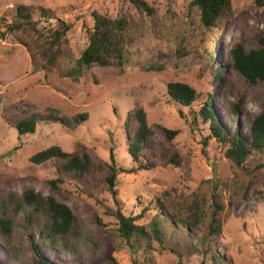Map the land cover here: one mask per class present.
I'll return each mask as SVG.
<instances>
[{
    "label": "rangeland",
    "instance_id": "1",
    "mask_svg": "<svg viewBox=\"0 0 264 264\" xmlns=\"http://www.w3.org/2000/svg\"><path fill=\"white\" fill-rule=\"evenodd\" d=\"M146 1L154 10L152 17L128 0H0V23L11 20L17 4L33 7L45 29L54 20L40 18V7L72 22L68 38L73 58L86 44L82 23L91 27L94 13L113 18L123 14L137 22L129 32L121 67L91 65L76 80L61 75L71 66L65 60L56 68L37 66L29 51L34 45L28 30L5 33L0 39V195L13 192L21 198L26 189L52 195L70 207L79 226V236L72 239L74 251L54 250L39 229L25 224L26 210L16 216L11 212L10 247L0 243V264H35L31 243L55 264H201L200 254L189 255L181 248L179 260L154 240H140L135 251L126 244L113 213L119 210L135 224L146 225L160 207L163 215L172 217L187 218L195 212L202 220L201 232L212 212L216 214L221 223V234L212 245L217 260L203 259L204 264H264V166L259 165L264 156L250 154L236 164L212 136L209 121L197 114L210 95L216 123L228 136L250 141V124L264 104V82L247 84L231 66L227 51L236 42L247 50L260 46L264 6L254 0H231L229 15L219 20L218 29L206 32L190 0ZM0 30H5L4 24ZM219 68L221 74L215 78ZM171 81L197 91L190 107L170 100L166 85ZM237 101L239 111L233 115ZM138 106L145 112L150 137L134 161L127 146L134 124L128 113ZM32 113L38 114L34 132L20 136L14 121ZM79 115L84 120L79 118L73 126L61 121ZM50 146L87 153L92 173L81 179L61 174L62 181L52 187L49 181L60 176L61 160L29 161ZM110 152L117 168L135 169L117 171L115 196L105 180ZM177 228L186 235L180 225ZM199 230L192 231L191 238Z\"/></svg>",
    "mask_w": 264,
    "mask_h": 264
},
{
    "label": "trees",
    "instance_id": "2",
    "mask_svg": "<svg viewBox=\"0 0 264 264\" xmlns=\"http://www.w3.org/2000/svg\"><path fill=\"white\" fill-rule=\"evenodd\" d=\"M136 9L142 11L148 17L154 14L153 8L146 0H128ZM257 6H264V0H254ZM190 6H194L198 15L199 26L203 31L218 29L219 20L229 15L231 11V0H190ZM34 8L24 4H17L12 8V18L9 22L0 23L5 26V30H0V39L5 33L28 30L30 41L33 43V60L37 66L44 68H56L62 60L71 64L70 67L61 70L63 77H71L74 80L82 75V71L91 65L100 64L105 66L121 67L125 59V48L129 32L137 27V22L127 15L111 17L104 13H94L92 15L93 24L91 27L82 23V28L86 34V44L77 58H73L70 47L68 32L72 29L73 23L67 22L53 11L43 7L38 8V15L46 21L54 20L52 27L45 29L39 26L37 18L34 17ZM32 55V54H31ZM227 56L231 60V66L244 77L249 85L264 82V38H260V46L253 49H245L242 42H236L227 51ZM36 58L39 59L38 63ZM209 61L213 56L209 53ZM151 69H155L150 67ZM222 68L215 73V78L221 74ZM166 93L170 100L177 105L190 107L197 99V91L187 83L171 81L166 85ZM241 101H237L231 108L232 114H237ZM204 122L209 121L212 136L225 147L226 157L241 165L250 154L264 156V104L261 112L256 115L249 128L250 141L239 137L237 134L228 136L223 128L216 123L215 116L211 108L210 95L197 111ZM37 113L30 114L27 118L14 121L13 125L18 134L24 135L35 130ZM84 120L83 115L74 116L70 120L61 117V121L67 126H73ZM197 119V116H193ZM128 120L134 124L131 138L127 142L128 153L137 161L139 152L144 142L149 141L150 128L146 123V115L142 107H135L128 113ZM166 133L173 134L174 131L166 130ZM110 173L105 176L108 190L115 196V177L118 172L130 173L135 169L117 168L113 153L110 152ZM57 158L61 160V165L57 166L60 176L49 181L52 187H57V183L62 181L61 174L71 175L81 179L84 174H91L92 161L87 153L66 152L58 146H50L40 150L29 157V161L34 164L43 163L49 159ZM259 165L264 166V163ZM98 169H101L99 166ZM217 204V203H215ZM217 209L218 205H216ZM26 210L23 217L25 224L31 230L39 229L41 238L47 241L54 250L74 251L76 246L72 244V239L79 236V226L77 218L70 207L58 201L54 196H43L33 189H26L22 197L18 198L15 193L10 192L6 196L0 195V243L5 247H10L13 223L10 213L18 215ZM164 208H158L157 214L146 224L137 225L132 217L122 214L119 210L113 213L118 220V231L129 248L133 251L139 246V241L146 243L156 241L160 248L178 255L180 260L181 248L189 255L200 254L204 260L216 262L217 251L212 247L216 238L221 234V223L212 212L206 224V230H199L201 217L192 213L187 218L172 217L164 214ZM180 225L186 230V235H181L177 226ZM170 226V228H168ZM199 230L197 237L191 238L192 231ZM191 238V239H190ZM188 239V240H187ZM190 239V240H189ZM185 240L187 243L185 244ZM35 254V264H55L49 261L38 250L34 243H31ZM182 249V250H183ZM181 250V251H182ZM202 259L201 264H204ZM58 264V263H57ZM178 264H182L181 261Z\"/></svg>",
    "mask_w": 264,
    "mask_h": 264
}]
</instances>
